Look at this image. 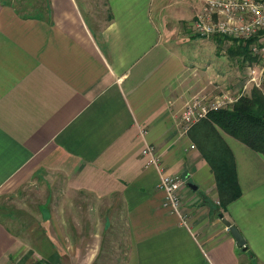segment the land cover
<instances>
[{"label": "crops", "instance_id": "0c3cea01", "mask_svg": "<svg viewBox=\"0 0 264 264\" xmlns=\"http://www.w3.org/2000/svg\"><path fill=\"white\" fill-rule=\"evenodd\" d=\"M88 4L49 0L46 12L29 15L0 0V195L63 179L74 205L62 229L51 210L48 234L20 227L0 203V264L15 257L27 264L17 256L24 246L38 253L34 264H60L63 256L92 264L105 234L124 237L122 264H264V155L219 128L242 188L223 207L193 129L184 133L179 124L188 100L233 83L221 38L207 37L218 43L209 58L190 49L171 0H104L108 14L98 23ZM197 7L177 18L191 20ZM146 145L161 155L159 164H146ZM164 171L185 179L179 212L163 204ZM78 208L87 220L80 222ZM95 211L105 218L98 230Z\"/></svg>", "mask_w": 264, "mask_h": 264}, {"label": "built area", "instance_id": "2783aa9c", "mask_svg": "<svg viewBox=\"0 0 264 264\" xmlns=\"http://www.w3.org/2000/svg\"><path fill=\"white\" fill-rule=\"evenodd\" d=\"M203 8L194 22V29L200 36H218L228 48L244 46L248 56L236 55V67L243 66L241 83L216 85V92L211 97L206 93L199 94L187 101L179 117L182 132L187 133L209 112L231 108L252 88L257 87L264 92V0H202ZM193 147L195 145H192ZM143 153L147 157V165L159 164L161 155L153 145H146ZM185 184L179 173L164 171L158 188L164 191L163 204L173 212H179L183 204L181 190ZM184 223L186 214L182 215Z\"/></svg>", "mask_w": 264, "mask_h": 264}, {"label": "rangeland", "instance_id": "374dc122", "mask_svg": "<svg viewBox=\"0 0 264 264\" xmlns=\"http://www.w3.org/2000/svg\"><path fill=\"white\" fill-rule=\"evenodd\" d=\"M13 2L17 7L22 8L23 12H38L39 10H34V8H39L43 10V12H46V5L47 0H10ZM104 0H86V2L90 3V18L93 21H96V23L101 22L103 20L104 16H107V10L105 6L103 5ZM194 4H197V6L202 10V0H171V7L170 6V15L171 17L176 21L174 25L177 27H183L184 29L183 35L186 36L188 39L187 44H191L190 49H195L199 52H203V56L206 58L210 57V52H213L215 50L216 45L215 42H210L209 38L205 36H200L199 33H197L194 29V22L198 18L197 12L196 16H194L191 20L185 21V24L182 25L183 21H181L178 16L181 15L182 11H188L191 12L193 10ZM202 6V7H201ZM197 7V8H198ZM177 8V9H176ZM211 37V36H210ZM219 51H222L223 55H226L227 57L231 56L230 54V48L225 46V43L222 42L221 45L218 44ZM215 56L219 57L222 54L215 51ZM230 54V55H229ZM232 59H230V67H231V76L228 78L230 82H234L237 85H239L244 78L243 76V64L241 67H236V64L234 63V59L236 56H231ZM229 57V58H231ZM251 93H248V95ZM211 97L213 93H206ZM193 127V126H192ZM191 127V128H192ZM190 128V129H191ZM190 131V130H189ZM61 179V178H59ZM37 181V180H36ZM53 183V184H52ZM73 195L69 194L66 182L62 180H58L55 182V180L45 183L44 181H37L33 184L30 183L24 187H20L17 191L13 193H7V194H1L0 195V203L3 205L4 209L7 211H11V213L15 216V221L20 227H29V226H37L42 227V230L45 229L49 232L51 231V223H50V216L51 210L53 211V216L55 219H58V226L60 229H62L63 226H66L68 223L72 222V215L71 212L74 210L73 201L71 200ZM45 205L43 208L42 205ZM55 207V208H54ZM88 209V203L85 202V208ZM48 209V210H47ZM78 213V218L81 221L87 220L85 217H83V214L81 213L80 208ZM77 210V209H76ZM71 211V212H70ZM69 213L71 219L70 221L67 220V214ZM94 213V212H93ZM89 214V213H87ZM86 214V215H87ZM87 217V216H86ZM93 216L91 215V218ZM95 220L94 222H91L92 225H95L93 227L94 230H98L99 228H102L104 224V216L99 215L96 211L94 213ZM88 218V217H87ZM79 222V229L82 232L86 231L84 227L82 226V223ZM27 225V226H26ZM39 225V226H38ZM50 230V231H49ZM34 236V235H33ZM36 237L38 235H35ZM48 237V236H45ZM124 237L121 235H104V241L102 243V248L99 251V254L97 258L95 259V262L93 261L92 264H122L123 257L125 256L124 251L126 250L124 248V244L120 243V241H123ZM79 243L81 242V239L77 240ZM76 241V242H77ZM44 253V251H43ZM49 252L47 251V254ZM23 254V255H22ZM21 255L17 256H25L27 257V264H34V257H38V253L34 254L33 250L31 248H26L24 246V252H22ZM64 254L66 255V251H64ZM36 255V256H35ZM43 256H46L45 254H42ZM117 257H121L117 260ZM14 258V257H13ZM12 258V260H13ZM31 258V259H28ZM18 257H15L14 262L11 264H25V262L21 263L20 260H16ZM23 261L24 259L21 258ZM82 262V259L80 260ZM77 258L75 259L73 264H82ZM60 262V260H59ZM39 264H50L49 262H45V259L41 261ZM60 264H68L67 263V256H63Z\"/></svg>", "mask_w": 264, "mask_h": 264}, {"label": "trees", "instance_id": "16d2710c", "mask_svg": "<svg viewBox=\"0 0 264 264\" xmlns=\"http://www.w3.org/2000/svg\"><path fill=\"white\" fill-rule=\"evenodd\" d=\"M10 1V0H5ZM48 2L46 10L48 8ZM26 12L29 15L43 13ZM22 11V8H20ZM232 56L245 54L244 46L230 47ZM232 134L264 155V92L254 87L249 95L241 96L231 108L214 110L191 129L203 156L209 161L216 176L220 205L225 207L242 194L234 153L220 129ZM193 134V133H192ZM210 204V202L208 201Z\"/></svg>", "mask_w": 264, "mask_h": 264}, {"label": "water", "instance_id": "95a60500", "mask_svg": "<svg viewBox=\"0 0 264 264\" xmlns=\"http://www.w3.org/2000/svg\"><path fill=\"white\" fill-rule=\"evenodd\" d=\"M190 185L194 188H196V185L192 182H190ZM220 217L222 218L223 222L227 225V227L230 229L231 233L235 237L238 245L244 249L247 248V241L244 237L243 233L239 229V227L233 223L229 218H227L223 212L220 213Z\"/></svg>", "mask_w": 264, "mask_h": 264}]
</instances>
